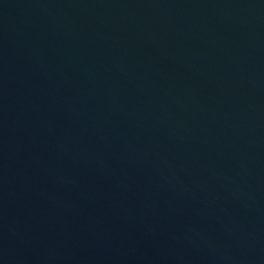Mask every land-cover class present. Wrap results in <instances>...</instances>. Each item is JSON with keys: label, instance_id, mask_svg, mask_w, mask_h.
Instances as JSON below:
<instances>
[{"label": "water", "instance_id": "water-1", "mask_svg": "<svg viewBox=\"0 0 264 264\" xmlns=\"http://www.w3.org/2000/svg\"><path fill=\"white\" fill-rule=\"evenodd\" d=\"M0 264H264V0H0Z\"/></svg>", "mask_w": 264, "mask_h": 264}]
</instances>
